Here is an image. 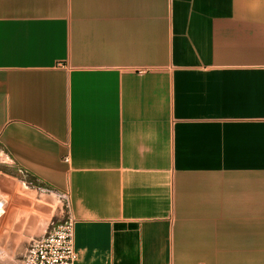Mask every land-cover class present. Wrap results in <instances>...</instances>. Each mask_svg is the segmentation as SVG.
<instances>
[{
    "label": "crops",
    "instance_id": "crops-1",
    "mask_svg": "<svg viewBox=\"0 0 264 264\" xmlns=\"http://www.w3.org/2000/svg\"><path fill=\"white\" fill-rule=\"evenodd\" d=\"M59 193L75 264H264V0H0L1 257Z\"/></svg>",
    "mask_w": 264,
    "mask_h": 264
},
{
    "label": "built area",
    "instance_id": "built-area-1",
    "mask_svg": "<svg viewBox=\"0 0 264 264\" xmlns=\"http://www.w3.org/2000/svg\"><path fill=\"white\" fill-rule=\"evenodd\" d=\"M64 197L66 208V194ZM77 252L74 247V220L69 215L55 224L46 234L34 240L27 251L14 264H75Z\"/></svg>",
    "mask_w": 264,
    "mask_h": 264
},
{
    "label": "rangeland",
    "instance_id": "rangeland-1",
    "mask_svg": "<svg viewBox=\"0 0 264 264\" xmlns=\"http://www.w3.org/2000/svg\"><path fill=\"white\" fill-rule=\"evenodd\" d=\"M60 207H61V212H60L61 213V218H62V220H64L67 217V215H68V210L66 208V203H65L64 197L62 198V204L60 205ZM27 248H29V246H27ZM25 250H26V248H25ZM20 257L21 256H17V257H1L0 256V261L4 262L5 264H14V261L17 260Z\"/></svg>",
    "mask_w": 264,
    "mask_h": 264
},
{
    "label": "bare ground",
    "instance_id": "bare-ground-1",
    "mask_svg": "<svg viewBox=\"0 0 264 264\" xmlns=\"http://www.w3.org/2000/svg\"><path fill=\"white\" fill-rule=\"evenodd\" d=\"M3 211H4V210H3L2 205H1V203H0V214H1Z\"/></svg>",
    "mask_w": 264,
    "mask_h": 264
},
{
    "label": "water",
    "instance_id": "water-1",
    "mask_svg": "<svg viewBox=\"0 0 264 264\" xmlns=\"http://www.w3.org/2000/svg\"><path fill=\"white\" fill-rule=\"evenodd\" d=\"M0 264H5V263L0 261Z\"/></svg>",
    "mask_w": 264,
    "mask_h": 264
}]
</instances>
